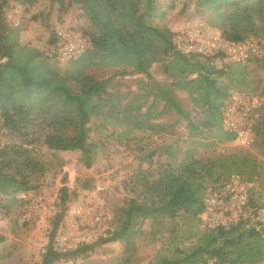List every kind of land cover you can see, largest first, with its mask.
Masks as SVG:
<instances>
[{
	"label": "trees",
	"instance_id": "1",
	"mask_svg": "<svg viewBox=\"0 0 264 264\" xmlns=\"http://www.w3.org/2000/svg\"><path fill=\"white\" fill-rule=\"evenodd\" d=\"M36 1L0 0V130L4 129L20 139L19 142L0 145V195L7 197L6 208L7 204L27 200L17 194L35 189L38 184L31 181L32 175L46 171L33 153L38 137L29 135L26 126L34 100H49L57 96L62 104L71 107L73 116L52 121L65 125L64 120H68L73 124L72 133L47 132L41 141L51 150L79 151V161L85 167L92 165L102 145L101 140L90 137L91 131L107 130L108 125L121 126L124 128L122 135L136 146L138 144L130 137V131H164V125L152 121L164 111H172L184 119L188 136L197 144L214 145L233 140L234 135L222 127V108L231 94L228 90L236 88L235 83L245 86L246 64L253 62L264 67V61L235 64L226 63L217 53L181 54L174 46L176 32L156 21L174 8V1L72 0L78 3L82 15L89 22L88 29L75 31L86 36L91 43L80 56L67 61V77L77 84V90H74L62 78H56L52 71H43L40 64L32 61V54H23L19 31L13 27L9 29L5 24V11L14 3L27 6ZM49 1L63 3L64 0ZM248 1L195 0V6L201 12L219 15L229 5L246 4ZM220 29L227 36L242 38ZM50 37V43L55 46L54 34ZM156 62H162V70L169 81L159 82L150 78L149 69ZM91 66H125L131 72L144 74L149 78V88L142 95L144 102L136 103L137 96L123 102L121 94L107 90L106 79H95L85 72ZM176 90L187 92L202 114L200 118L194 120L191 117ZM149 95H153L152 101L158 99L162 102V109L157 114L151 112V105L141 110ZM92 120H95V126H90ZM53 127L62 129L66 126ZM253 130L256 136V119ZM262 144L264 157V141ZM138 151L140 162L135 179L131 184H125L134 194L122 208L118 225L95 241L84 242L65 252L53 249L69 200L67 187L60 188L59 208L52 217L40 264H54L59 259L75 260L98 246L116 241L123 246L120 260L128 264L136 252V238L144 234V220L158 223L162 219H174L185 214L198 216L200 221L203 197L209 184L215 185L232 172L242 173L247 166L253 170L251 174L255 173V161L235 153L200 158L194 155L193 148L181 149L174 143H164L157 148L138 147ZM157 152L164 155V159H157L155 173L149 166L155 161ZM141 162H146L148 167L142 168ZM80 181L82 188H90L91 178ZM248 206V215L237 224L203 228L196 243L188 250L175 248L173 254L157 256L146 264H254L261 260L264 264V225L256 227L251 219L254 208L261 204L252 199L250 192ZM244 236L253 238V241L242 243ZM3 240L4 236L0 234V242ZM6 256L0 255V259Z\"/></svg>",
	"mask_w": 264,
	"mask_h": 264
},
{
	"label": "rangeland",
	"instance_id": "2",
	"mask_svg": "<svg viewBox=\"0 0 264 264\" xmlns=\"http://www.w3.org/2000/svg\"><path fill=\"white\" fill-rule=\"evenodd\" d=\"M156 2L174 1V8L166 16L156 21L169 27L174 32L185 30L192 22L203 20L208 25L218 29L222 28L242 38H259L264 36V0H250L246 4L229 5L222 14L201 12L196 9L195 0H155ZM20 4V3H14ZM22 7V15L17 27L5 22L7 28H16L19 31V44L23 54L33 55L32 61L38 63L43 71H52L56 78L63 79L72 89L77 90L74 80L67 77L68 62L60 61L50 43V36L55 26L66 24L71 29L82 31L89 28V22L82 15L78 3L72 0L50 2L37 0L33 4ZM13 27V28H12ZM221 30V29H220ZM245 86L235 83L236 88H229L228 92H247L258 96L261 105L257 110L256 136L248 147H241L230 141L218 142L214 145H200L188 136L186 121L179 118L172 111L161 113L162 102L153 100V95L143 103L144 111L151 105V112L158 113L152 119L164 125V131L150 133L149 131L131 130L136 146L127 141L122 135L121 126L111 127L107 130H93L90 137L101 140L102 145L90 167H85L79 161L77 150H51L42 143L43 135L47 132L63 131L72 133L71 122L64 120L65 125L53 123L52 119L62 120L63 116H73L71 107H66L57 96L49 100H34L31 105V118L26 126L29 135L38 137L34 145V155L46 167L43 174L34 173L31 181L38 186L29 190L24 199L14 204H4L7 197L0 195V234L4 240L0 242V255H7L0 259V264H40L41 256L45 250L51 220L59 208L60 188L66 186L69 193L63 220H69L77 208L92 206L95 201L101 202L108 212L110 219L101 217L94 228L83 229L86 242H93L99 236L105 235L109 229H114L119 222L121 210L133 192L125 187L135 179L138 170V147L157 148L164 143L178 144L181 149L193 148L196 157L206 158L220 154L235 153L246 156L255 161V173L248 166L242 174L250 182V195L252 199L264 205V157L262 142L264 141V67L250 62L245 65ZM125 66H91L85 70L95 79H106L107 90L121 94L123 102L137 96L136 103L144 102L142 95L148 90V80L144 74H136ZM150 78L167 82L162 62L153 63L149 69ZM176 94L183 107L188 110L191 117L196 120L202 116L199 109L189 99L187 92L176 90ZM69 109V112L66 111ZM90 126H95V120ZM53 126H66L62 129ZM18 136L0 130V145L4 142H19ZM164 159V155L157 152L155 161L149 166L156 173L157 159ZM142 168H147L146 162H141ZM64 176L66 179L63 180ZM251 176V179L248 178ZM84 178H91L88 189L81 187ZM217 183V182H216ZM215 183V184H216ZM213 184H209L210 187ZM91 207V208H92ZM98 208V207H97ZM97 210V209H94ZM83 217V216H82ZM142 228L144 234L136 238V252L128 264H146L157 256L171 255L176 249H189L196 243L197 236L203 229L198 216L191 217L180 214L174 219H162L158 223L146 219ZM253 238L244 236L242 243L252 242ZM123 250L120 241L108 242L98 246L94 251L78 256L75 260L59 259L54 264H124L120 260ZM254 264H263V260Z\"/></svg>",
	"mask_w": 264,
	"mask_h": 264
},
{
	"label": "built area",
	"instance_id": "3",
	"mask_svg": "<svg viewBox=\"0 0 264 264\" xmlns=\"http://www.w3.org/2000/svg\"><path fill=\"white\" fill-rule=\"evenodd\" d=\"M5 19L17 27L22 15V7L15 4L5 11ZM56 38L55 56L60 61H68L80 56L91 43L86 36L71 29L66 24L54 27ZM175 49L183 55L219 54L226 63L244 64L253 60L264 61V36L241 38L227 36L222 30L208 25L203 20L192 22L185 30L176 32L173 38ZM261 102L256 95L232 92L222 108V127L234 135L233 142L248 147L254 142L253 125ZM250 182L240 173L232 172L226 178L207 188L203 197L200 223L203 228L229 227L248 215ZM27 192H19L25 198ZM93 207H79L69 220L62 221L54 238L53 249L67 251L86 242L83 229L94 228L101 217L110 219L101 202ZM98 207V208H97ZM83 216V217H82ZM256 227L264 225V205L257 206L251 213ZM212 264V263H206Z\"/></svg>",
	"mask_w": 264,
	"mask_h": 264
}]
</instances>
